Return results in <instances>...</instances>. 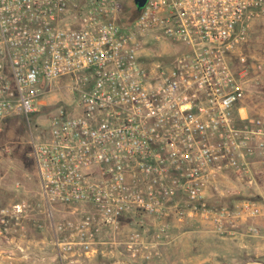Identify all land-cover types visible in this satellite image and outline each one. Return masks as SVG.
Instances as JSON below:
<instances>
[{
	"label": "built area",
	"instance_id": "1",
	"mask_svg": "<svg viewBox=\"0 0 264 264\" xmlns=\"http://www.w3.org/2000/svg\"><path fill=\"white\" fill-rule=\"evenodd\" d=\"M128 2L0 0V122L70 92L33 145L39 201L0 210V264H150L185 220L262 236L263 204L220 183L264 166L232 68L264 0H147L134 19Z\"/></svg>",
	"mask_w": 264,
	"mask_h": 264
},
{
	"label": "rangeland",
	"instance_id": "2",
	"mask_svg": "<svg viewBox=\"0 0 264 264\" xmlns=\"http://www.w3.org/2000/svg\"><path fill=\"white\" fill-rule=\"evenodd\" d=\"M128 7L131 8L130 3ZM168 53L170 52L166 48L165 50L158 49L155 51V55H162L160 59L162 61L169 59L170 54ZM241 57L246 59L244 63L240 62ZM152 60L148 62V67L156 65L159 58L155 57L153 64ZM232 68L238 77L241 74L244 86V97L241 104L246 108L244 116L264 120V18L256 19L250 23L249 32L244 42L232 57ZM69 93L68 88L62 86L60 89L56 88L42 97L37 104L38 112L30 116V122L21 114H15L0 122V207L4 206V209H10L14 204L24 201L29 203L39 201V181L32 155L33 145L38 141H44L48 134L49 118L56 112L58 107L66 106L69 102ZM6 148L9 149L8 153L5 152ZM11 169H14V171H11ZM18 182L21 184L20 189H16ZM261 185V193L256 192L251 188V185L247 184L248 189L244 188L241 193L229 198V200L248 198L263 204L264 178ZM3 208H0V210ZM56 216L59 217L58 214ZM30 217L43 219L45 216L37 212L31 214ZM261 218L264 219V205L262 215L250 220L247 225H254L261 230L255 224V221ZM261 233L264 236V232L261 231ZM208 236L217 239L209 242L212 246H215L210 251L211 253L215 252L220 255L224 251L222 249L224 245H234L236 252L241 253L243 256L238 264H253L248 263L250 260H256L249 255V249H253L248 246L249 242H253L251 245L256 246L258 239L263 240L262 236H249V238L238 237L237 241L231 240L230 243L218 240L213 234ZM260 246L261 249L264 248L263 241ZM206 256H210V253ZM162 260L155 261V264H167L166 259ZM179 263L181 264V262Z\"/></svg>",
	"mask_w": 264,
	"mask_h": 264
},
{
	"label": "crops",
	"instance_id": "3",
	"mask_svg": "<svg viewBox=\"0 0 264 264\" xmlns=\"http://www.w3.org/2000/svg\"><path fill=\"white\" fill-rule=\"evenodd\" d=\"M253 168V180L254 183L251 186L256 192H262L260 189L261 181L264 178V166L256 163H252ZM226 178L223 179L220 183L221 187L225 189L224 194L226 193L224 202H229L230 197H233L239 193H241L244 188H247V185L240 183L235 176L227 172ZM264 205V203H263ZM4 207V206H3ZM0 207V208H3ZM255 224L261 228V231L264 232V219H258L255 221ZM132 229V227H124V229ZM215 235L218 240L221 241H237L238 237H247L244 235H239L235 238L223 237L218 235L212 230V226L206 222L200 220H185L184 222H177L174 225L172 230V238L173 241L169 245L162 247L161 258L156 261L166 259L167 264H238L242 259L241 253L236 252V248L234 245H224L222 249L223 253L217 255L215 252L211 253L213 247L209 242L212 240H217L215 238H210L208 235ZM262 239H258L256 241V246H252L253 242H249L248 246L253 249L250 250V257H253L256 260L248 261V263L253 264H264V248L261 249V243L264 242V236ZM231 243V242H230ZM221 247V246H220ZM210 253V256H206ZM182 254V255H181ZM241 256H240V255ZM181 255V256H180ZM180 256V258H178ZM173 258H175L173 260ZM178 258V259H177ZM101 263V259L98 260ZM163 261V260H162ZM156 262H152L150 264H155Z\"/></svg>",
	"mask_w": 264,
	"mask_h": 264
},
{
	"label": "trees",
	"instance_id": "4",
	"mask_svg": "<svg viewBox=\"0 0 264 264\" xmlns=\"http://www.w3.org/2000/svg\"><path fill=\"white\" fill-rule=\"evenodd\" d=\"M129 3H130V5H131V8L130 7H128V15L126 16V18L127 19H134L137 15H138V12H136V11H134V9L132 8V3H131V1L129 0V2H128V5H129ZM131 9V10H130Z\"/></svg>",
	"mask_w": 264,
	"mask_h": 264
},
{
	"label": "water",
	"instance_id": "5",
	"mask_svg": "<svg viewBox=\"0 0 264 264\" xmlns=\"http://www.w3.org/2000/svg\"><path fill=\"white\" fill-rule=\"evenodd\" d=\"M146 1L147 0H135L138 8H142L145 5Z\"/></svg>",
	"mask_w": 264,
	"mask_h": 264
},
{
	"label": "flooded vegetation",
	"instance_id": "6",
	"mask_svg": "<svg viewBox=\"0 0 264 264\" xmlns=\"http://www.w3.org/2000/svg\"><path fill=\"white\" fill-rule=\"evenodd\" d=\"M130 1L132 3V8L134 9V11L139 12L141 10V8H138L135 0H130Z\"/></svg>",
	"mask_w": 264,
	"mask_h": 264
}]
</instances>
